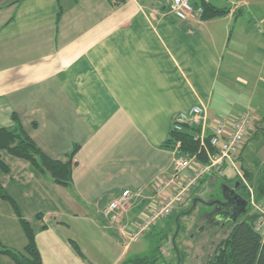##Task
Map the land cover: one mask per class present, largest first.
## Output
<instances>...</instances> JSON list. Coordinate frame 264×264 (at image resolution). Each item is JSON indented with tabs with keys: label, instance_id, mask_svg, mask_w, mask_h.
I'll return each mask as SVG.
<instances>
[{
	"label": "crops",
	"instance_id": "crops-1",
	"mask_svg": "<svg viewBox=\"0 0 264 264\" xmlns=\"http://www.w3.org/2000/svg\"><path fill=\"white\" fill-rule=\"evenodd\" d=\"M169 1L0 0V129L13 127L15 116L41 151L61 162L77 148L66 187L0 150L8 168L0 169V184L31 226L42 264L129 257L131 245L107 228L101 211L127 189L134 201L126 217L139 220L175 192V155L166 142L179 112L202 105L208 117L240 110L262 117L238 164L254 182L264 175L263 42L238 25L242 12L178 21L167 13ZM249 45L258 58L241 57ZM225 168L204 187L232 185ZM157 183L164 186L159 195ZM0 243L18 252L27 243L1 199ZM0 264L15 263L0 255Z\"/></svg>",
	"mask_w": 264,
	"mask_h": 264
},
{
	"label": "built area",
	"instance_id": "built-area-1",
	"mask_svg": "<svg viewBox=\"0 0 264 264\" xmlns=\"http://www.w3.org/2000/svg\"><path fill=\"white\" fill-rule=\"evenodd\" d=\"M222 1L235 9L240 8V6H236L235 0ZM235 9H231V11L233 12ZM167 13L178 21H186L194 17L200 18L202 8L194 6L191 0H170ZM254 120L253 114L248 110L237 115H221L210 120L207 109L202 105L176 114L173 117L170 131L181 133L186 128H198V132L193 133V138L199 144V152L205 151L206 160L204 162L199 160L196 154H180V142H175L172 149L175 157L171 172L173 180L179 179L175 192L167 195L162 203L153 208L148 215L131 221L126 217V213L133 204L134 195L130 190H123L110 200L101 211L107 228L114 231L126 245L138 242L144 234L150 231L152 226L157 225L189 199L204 178L209 176L223 178L225 176L224 168L228 166L247 190L248 204L257 215L253 223V230L259 234L261 242L264 244V201L255 200L249 180L238 164V157L249 136ZM163 191L164 186L157 183V194L159 195Z\"/></svg>",
	"mask_w": 264,
	"mask_h": 264
},
{
	"label": "trees",
	"instance_id": "trees-1",
	"mask_svg": "<svg viewBox=\"0 0 264 264\" xmlns=\"http://www.w3.org/2000/svg\"><path fill=\"white\" fill-rule=\"evenodd\" d=\"M194 6L196 7L201 6L202 14L200 16V19L204 21L223 17L231 12V9L228 7H219L214 5L212 2H207L205 0H199V3L196 5L194 4ZM241 12H242L241 7L233 11L234 15L236 16H239ZM13 120H14L13 127L0 129V150H4L9 155L28 162L29 165L40 174L43 175L48 174L56 184L65 187L69 186L71 182L72 167L74 165L73 156L77 148L73 149V151L68 156V159L65 162L51 159L50 157L45 155L41 151V149L35 144V142L27 135V133L22 128L19 120L15 116H13ZM194 132H198V128H194V127L186 128L181 133L170 131L169 139L166 142V147L172 150L174 148L175 142H180V148H179L180 154H191V155L196 154L198 159L204 162L206 160L205 151L199 152L200 151L199 144L193 138ZM0 169L5 173L8 172V168L2 162L1 158H0ZM242 170L246 178L250 180L251 178L249 173L244 169ZM211 178H214V176L212 177L209 176L207 178H204L195 190H197L199 187H203L204 189L203 183L205 182L209 183L208 180H210ZM234 178L236 181H238L236 177ZM218 179H222V178H218ZM218 184H223V182L218 181ZM240 185L242 186L247 198L248 197L247 190L241 183ZM191 197L192 196H190L189 199ZM254 197L256 201H261L262 197H264V175L256 182L254 189ZM196 198L192 197V201L195 200ZM0 199L8 202L11 205L15 215L19 220V223L27 240L23 252L11 250L7 247H4L0 243V255L8 256L15 264H42L41 257L35 242V235L31 226L29 225L28 221L22 216L21 211L18 205L16 204V202L10 197V195L6 192V190L2 187L1 184H0ZM187 201L180 206L186 204ZM192 201H191V207L184 214L179 212L180 209L179 206L168 216L167 219L169 220L173 216L172 221L170 222V224L174 226V233L172 234L171 237V241H172L171 244L173 246L172 249L174 250L176 255L177 264L180 263L179 262L180 251L176 244V238L178 236V233H176V225L179 224L182 215L189 213V211L192 208ZM39 217L40 214H37V218ZM256 217H257L256 213H254L251 207L249 206V210L247 214H245L242 218H240L237 222H235L231 226L226 237L223 238L216 245V248L212 256L205 262V264H264V244L261 242V238L259 234L253 230V223ZM164 237L162 236L160 238L151 256L127 257L120 264L165 263V259L161 253V246H162L161 242ZM71 243L75 251L82 258H84L81 254L78 245L74 242Z\"/></svg>",
	"mask_w": 264,
	"mask_h": 264
},
{
	"label": "rangeland",
	"instance_id": "rangeland-1",
	"mask_svg": "<svg viewBox=\"0 0 264 264\" xmlns=\"http://www.w3.org/2000/svg\"><path fill=\"white\" fill-rule=\"evenodd\" d=\"M235 1H236V6H239L237 5V2H241L246 5L243 8L242 16L239 17L238 25L242 24L241 28L245 34H247L248 36L251 35L252 39L260 40L264 44V22L262 23V20L264 21V0H235ZM222 2L224 3V5ZM163 4L164 6L167 5L168 7L167 9H169L170 1L169 3L163 2ZM217 4L222 5L223 7H228L230 9H235L222 0H217ZM250 47L251 45H249L248 49L247 47H242L243 51H246L245 53H243L244 55L241 56L242 58H244L245 55H252ZM261 48L264 51V46H261ZM263 51H261L260 56L263 55L264 53ZM252 57L258 58L259 56L258 54L254 53ZM243 111H247V110H242V111L240 110L238 111V114ZM252 113L254 114L255 120H254L252 128L250 129L249 136L251 135V131L253 129H258L256 125L258 123L257 121H259V118H262V117H258L254 112ZM223 114L225 113L216 114V115L214 114L213 116H209V119L210 120L215 119ZM232 171L233 170L230 167L225 168V172L229 174V177L232 178V180L233 179L235 180ZM228 182L230 183V181ZM210 184L211 183H209L208 186ZM249 185L252 188V191L254 194L256 182L249 180ZM218 188H220L219 184H217L214 187V191H216ZM214 191H213V188L211 189L209 188L208 190L205 187L204 189L203 187H199L197 190H194V192H192L191 196L193 198L198 197L196 199L209 200L210 196L213 195ZM192 197L189 200L187 199L188 201L186 200L187 201L186 204H184L183 206H180V209H179L180 213L184 214L186 211H188V209L191 207ZM197 203H200V202H197ZM202 207L203 206L201 204H197L195 210L192 213H190L188 216H181V219L179 221V230L177 231L178 236L176 238V244L180 251L179 257L181 259V260L179 259V262H180L179 264H205V262L212 256L216 248V245L223 238H225L229 232L228 228L226 229L223 228L221 230H216L214 233L212 226L209 227L208 223H203L204 221L200 220L198 216V211L202 209ZM172 218L167 220L168 219V216H167L162 221H160L162 222L161 225L160 223L155 225V227H157L158 225L159 226L153 232L151 236L144 238V236L146 235L144 234V236L140 238L138 242L130 243L131 247H130L129 257L131 256H140V257L151 256L160 238L162 236L163 237L165 236L161 242L162 244L161 253L165 259V263H161V264H177L176 255H175L174 250L172 249L173 246L171 244L172 242L171 237H172V234L174 233V226L170 224V222L172 221ZM200 225L202 227H205L203 233L196 230V228ZM151 229H153V226L150 228V230Z\"/></svg>",
	"mask_w": 264,
	"mask_h": 264
},
{
	"label": "flooded vegetation",
	"instance_id": "flooded-vegetation-1",
	"mask_svg": "<svg viewBox=\"0 0 264 264\" xmlns=\"http://www.w3.org/2000/svg\"><path fill=\"white\" fill-rule=\"evenodd\" d=\"M236 182L238 181L233 182L232 185H229L228 187L230 189H233ZM235 191L244 200V202H241L237 206L236 204H230L228 206L222 205V204H226V200L222 199V195L219 188L216 191H214L213 195L210 196L209 200L201 199L202 202L196 203V206L197 204H201L203 206L202 209L198 211V216L200 220L204 221L203 223H208L209 227L212 226L214 233L216 230H221L223 228L230 229L231 226L238 221V219L243 217V216L237 217L236 218L237 221L234 222L235 217L238 215L240 211L248 212L249 206L242 186L240 185ZM224 194L228 199L233 200V196L229 194L227 191ZM216 201H220L221 203H217ZM209 203H213V205H208ZM195 208L192 211H190L188 214L182 216H188L190 213H192L195 210ZM204 228L205 227H202L200 225L196 228V230L203 233Z\"/></svg>",
	"mask_w": 264,
	"mask_h": 264
},
{
	"label": "water",
	"instance_id": "water-1",
	"mask_svg": "<svg viewBox=\"0 0 264 264\" xmlns=\"http://www.w3.org/2000/svg\"><path fill=\"white\" fill-rule=\"evenodd\" d=\"M240 186V183L239 182H236L235 183V186H234V188L233 189H230L227 185H220V192H221V195H222V199H224V200H226V204H222V205H224V206H228V205H230V204H236V206L238 205V204H240L241 202H244V200L241 198V196L240 195H238L237 193H236V189L238 188ZM228 192L229 194H231L232 196H233V200H230V199H228L226 196H225V192ZM197 202H202V200L201 199H196V200H193V202H192V208H191V210L190 211H192L194 208H195V206H196V203ZM217 203H221L220 201H216ZM216 202H213V203H216ZM213 203H209L208 205H213ZM189 211V212H190ZM245 214H247V212L246 211H240L239 213H238V215L235 217V219H234V222L235 221H237V217H241V216H244ZM179 218V217H178ZM178 218H177V220H178ZM176 220V221H177ZM179 230V224H177L176 225V233H177V231Z\"/></svg>",
	"mask_w": 264,
	"mask_h": 264
}]
</instances>
